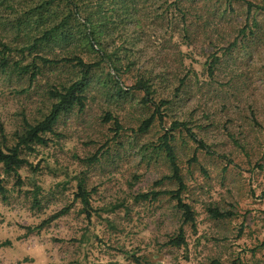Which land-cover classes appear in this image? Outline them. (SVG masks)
Masks as SVG:
<instances>
[{
	"label": "rangeland",
	"instance_id": "obj_1",
	"mask_svg": "<svg viewBox=\"0 0 264 264\" xmlns=\"http://www.w3.org/2000/svg\"><path fill=\"white\" fill-rule=\"evenodd\" d=\"M260 7L264 0H0V43L27 49L41 32L65 23L63 36L40 49L43 56L107 60L93 71L87 110L62 113L48 144L24 151L30 166L20 171L21 184L0 169L7 190L0 195V264H264ZM90 27L95 51L79 41ZM24 56L22 65L30 64L33 55ZM213 57L219 63L211 73ZM80 76L65 62L42 68L33 82L0 70V145H15L26 123L48 115L55 103L49 92ZM140 79L150 81L156 104L170 102L145 133L139 128L156 108L131 90ZM174 122L190 133L172 132ZM166 134L195 229L170 196L137 199L178 189L161 148ZM95 155L99 162L88 164ZM79 180L91 193L90 208L76 198ZM66 208L67 215L36 229ZM208 208L233 216L215 221ZM181 229L186 245L169 246Z\"/></svg>",
	"mask_w": 264,
	"mask_h": 264
},
{
	"label": "trees",
	"instance_id": "obj_2",
	"mask_svg": "<svg viewBox=\"0 0 264 264\" xmlns=\"http://www.w3.org/2000/svg\"><path fill=\"white\" fill-rule=\"evenodd\" d=\"M227 2L231 1H240V0H225ZM49 3V2H48ZM42 4L39 6L38 9H43ZM248 10L251 11L254 7V4L247 2ZM259 10L264 11V7L258 8ZM90 22H88L89 24ZM37 25L40 24V21L36 23ZM65 27V23H61L59 26L53 27L50 30H44L39 35L40 37H35L34 42L31 46H29L27 49H22L20 51L13 50V48H10L6 44L0 43V70L2 73H8V71H17L19 75L26 78L28 77L29 82L35 81V79L39 76L42 68L47 67H57L62 62L65 63H73L74 67L78 69L80 76V79L76 82H72L71 84L65 86L62 85L60 90H53L49 92V95L55 103L52 104L50 111L47 116L43 118V120L36 122L34 125H31L29 123H26V130L23 134H15L16 137V144L13 146H9L7 144V141L4 139V144L0 145V169L1 172H3L6 175H11L17 178L18 185L21 184L20 180V171L26 167H29V162L22 157L24 151L32 152L33 147L37 145H47L48 140L46 139V135L50 134L55 136V126L58 123V119L62 113L70 112L71 110L78 108L80 111H86L88 106V96L89 92L91 91V83L90 80L93 78V71L100 67V65L107 60L102 59L100 62L96 63H87L80 57H75L72 59H62L57 60L53 59L56 56H53L52 59L47 58L46 56H43L41 54L40 49L47 44L48 42L54 40L55 38H58L60 35L63 36V32ZM243 33V32H242ZM93 35H95V31L93 30V27H90L88 34H85L83 38H79V41L87 40L88 44L90 45L91 50L95 51V45L96 41L93 38ZM237 39L234 40V42H230V51L237 45ZM97 52H101V50H96ZM19 52V53H18ZM25 53H28V55L32 56V62L30 64L22 65L25 61ZM19 54L22 55V58L20 61H14L13 55ZM103 57L104 54H103ZM213 61L210 64V71L212 72V69L219 63V58L213 57ZM110 60V58H109ZM110 62V61H109ZM111 64V63H110ZM12 69V70H11ZM117 68H114L113 70H116ZM118 71V70H116ZM150 81H143L142 79L138 80L134 87L131 88L132 91H141L145 94L144 103L150 104L154 108H156L154 114L151 116L150 119L143 122L139 128V131L141 133L147 132L150 127L152 126L154 120L159 116L160 109L166 105H168L170 102H160L159 104H156L153 99L150 98L152 92H151V85L149 84ZM116 86L118 83L115 81ZM183 85V84H182ZM118 93H122V89L118 90ZM117 126V131H120L122 126L118 122L115 123ZM185 129L187 132L190 133V130L187 128V125L181 122H174L171 126V131H177ZM192 135V139L194 142L198 145V149L206 150V145L199 141L196 136ZM173 141V137L169 134H166L162 138V144L161 148L164 151L165 155L167 156L170 167L172 168V179L176 181L178 184V189L175 191H166L162 193H147V194H140L138 196V200L143 201H156L159 196L166 195L170 196V199L172 201L176 202V209L178 212L181 213L182 219L184 221V224H190L193 229L196 228V213L193 210L192 206L190 204H187L183 200V194L187 191V187L183 181V178L181 177L180 168L177 164V158L174 151V147L171 145V142ZM100 158L98 155H95L94 157L90 158L88 160V164L92 165L95 163H98ZM193 161H197L196 158L193 159ZM78 193L76 194L77 200H80V202L86 207L90 208V200H91V193L87 190L84 180H79L78 183ZM7 193L4 179L2 178L0 174V195H4ZM69 213V209H63L60 212L56 213L55 215L51 216L49 219L45 220L40 226H38L36 229H42L47 225H50L54 221L60 219L61 217L67 215ZM208 213L210 215V218L215 221H222L229 219L233 216L231 212H225L221 211L219 208H208ZM169 246H173L175 248H179L181 246L186 245L185 240V233L181 229L178 235L171 237L169 242ZM214 264H221L218 262H215Z\"/></svg>",
	"mask_w": 264,
	"mask_h": 264
}]
</instances>
